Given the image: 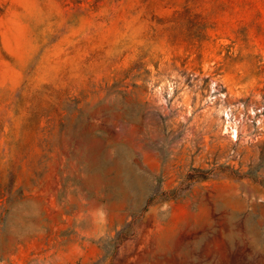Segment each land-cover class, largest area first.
I'll list each match as a JSON object with an SVG mask.
<instances>
[{"label":"rangeland","instance_id":"obj_1","mask_svg":"<svg viewBox=\"0 0 264 264\" xmlns=\"http://www.w3.org/2000/svg\"><path fill=\"white\" fill-rule=\"evenodd\" d=\"M0 264H264V0H0Z\"/></svg>","mask_w":264,"mask_h":264}]
</instances>
